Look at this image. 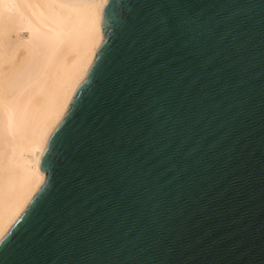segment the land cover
<instances>
[{"label":"water","instance_id":"1","mask_svg":"<svg viewBox=\"0 0 264 264\" xmlns=\"http://www.w3.org/2000/svg\"><path fill=\"white\" fill-rule=\"evenodd\" d=\"M0 264H264V0H108Z\"/></svg>","mask_w":264,"mask_h":264},{"label":"bare ground","instance_id":"2","mask_svg":"<svg viewBox=\"0 0 264 264\" xmlns=\"http://www.w3.org/2000/svg\"><path fill=\"white\" fill-rule=\"evenodd\" d=\"M108 0H0V240L44 181L40 155L92 65Z\"/></svg>","mask_w":264,"mask_h":264}]
</instances>
